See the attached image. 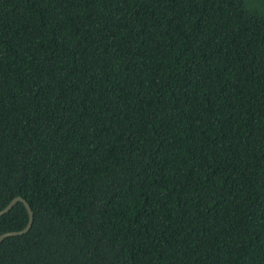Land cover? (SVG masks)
I'll return each instance as SVG.
<instances>
[{
    "label": "trees",
    "instance_id": "16d2710c",
    "mask_svg": "<svg viewBox=\"0 0 264 264\" xmlns=\"http://www.w3.org/2000/svg\"><path fill=\"white\" fill-rule=\"evenodd\" d=\"M15 196L0 264H264V0H0Z\"/></svg>",
    "mask_w": 264,
    "mask_h": 264
},
{
    "label": "water",
    "instance_id": "95a60500",
    "mask_svg": "<svg viewBox=\"0 0 264 264\" xmlns=\"http://www.w3.org/2000/svg\"><path fill=\"white\" fill-rule=\"evenodd\" d=\"M22 202L23 205L25 206L27 213H28V220L27 223L25 224V226L20 229V230H15V231H6L0 234V242L8 236L11 235H19V234H23L25 232H27L32 224L33 221V212L30 208V206L28 205V203L26 202L25 199H23L20 196H15L13 197L2 209H0V215H2L3 213L9 211L11 209V207L16 203V202Z\"/></svg>",
    "mask_w": 264,
    "mask_h": 264
}]
</instances>
